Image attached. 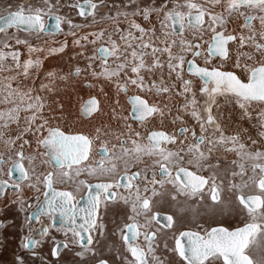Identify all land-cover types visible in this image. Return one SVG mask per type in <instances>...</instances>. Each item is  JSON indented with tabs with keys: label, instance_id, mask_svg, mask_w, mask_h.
Here are the masks:
<instances>
[{
	"label": "flooded vegetation",
	"instance_id": "1",
	"mask_svg": "<svg viewBox=\"0 0 264 264\" xmlns=\"http://www.w3.org/2000/svg\"><path fill=\"white\" fill-rule=\"evenodd\" d=\"M24 1L28 2L29 0ZM53 2L60 5V0H53ZM53 2L46 0L45 6L38 7L36 11L23 10L22 6L7 11L33 14L39 20V28L37 30H26L55 32L53 35L58 37L61 34L59 30L64 18L56 13H46V10L53 6ZM133 4L137 6L134 10L128 6ZM67 5L74 10L76 16L93 17V20L86 27L94 26L100 30L103 29L101 36L97 37L98 42L93 49L106 68L113 65L116 48L103 40L109 41L116 35V40L123 44L122 42L130 40L131 36L142 39L146 34V29L151 31V34L148 33L149 37L155 38L156 33L154 30L159 28V24L167 26L166 29H168L170 37L183 36L190 31L196 33L190 35L188 39V51L190 52L182 62V78L180 81L184 89L190 88L191 78L194 77V79L200 80L197 76L186 72L189 57H193L199 65L231 70L236 74L250 72L255 65L264 63V34H261L258 38L253 36V34H257L255 30L260 33L262 31L261 26L264 25V0H69ZM58 8H61V6H58ZM144 8L150 10H143ZM102 14L103 17L101 18L100 15L102 16ZM150 15H153L157 22L151 27L143 24L145 17ZM52 19H54L56 29L51 31L46 29V23ZM213 24L215 27L210 28ZM206 28L211 30L207 34L203 33ZM214 33L226 38L224 43L225 55L223 56L211 54L208 50ZM146 36L148 37V35ZM64 37H70V35L62 36V38ZM191 37L195 38L190 40ZM146 42L141 40L137 44L143 47ZM252 42L255 48L259 50L257 52L262 53L255 58L259 57L260 59L262 57V61L254 63L244 71L239 68H222L220 64L211 62L216 60L223 62L229 59L234 61L235 57L240 59L242 58L241 54H245L246 49L250 47ZM196 50L198 53L194 54ZM171 54L174 55V51ZM117 59L120 62L125 61V56L119 55ZM203 59H206V62ZM115 66L118 67V64ZM139 71L141 72H139L138 80L141 84L145 86L153 85L145 79L142 70ZM82 72L78 68L72 69L70 76L81 79L84 76V74L82 76ZM123 73H126V71L124 70ZM85 77H89V79L83 80L79 86L84 85L87 88L81 87V89L90 91L93 94L86 96L93 97L96 100L97 108L90 115L84 116L81 114L79 107L78 117L89 119L98 112L103 116L108 112H113L117 106H121L127 110L129 123L142 129L144 138L140 139L141 134L139 131L141 132V129L132 130V134L136 135L135 143L129 140L131 135H120L117 137L115 145L101 144L93 146L94 140L89 133L74 132L72 134L79 135L76 140L82 141L79 138H85L86 153L81 159L68 164L64 163L65 159L62 155H58L62 161L60 164L52 165L47 155V148H50V146L46 148V146L41 145L43 137L40 141V148L45 152L44 156L47 158L46 161L49 162L51 169L47 168L40 174L44 187L41 195L42 197L44 195L48 175L50 185L60 191L58 204L62 213L57 219L59 221L65 219L69 225H65L63 222L53 224L52 216L48 212H40L34 220H30L28 213L41 197L30 207L26 214L27 222L29 221L32 226L36 225L31 231L35 229L38 231V234L32 236V247L29 249L36 246V240L44 239L51 230H57L60 236L50 242V249L55 242L62 243L60 249L72 243L74 249L87 250V254L91 256L87 264H226L222 255L217 251L205 255L201 260L189 261L183 258L178 254L176 247L179 235L182 232L194 234V236L201 238L205 244L208 232L214 226L233 229L251 224L253 229L242 252L246 253L249 264L261 262L262 258L255 256L251 248L253 244L257 249L264 248V168L261 167V165H264V150L257 154L259 159L253 162L252 172L245 173L242 169L237 176L224 175L225 177H215L216 180L212 174L210 176V174L197 170L181 161L179 163L175 161V163L174 159L172 161L170 158L172 150H174L171 144H176L179 137H184L187 133H190L191 136L195 135L193 138L195 144H209L210 138L205 133L195 134L198 129L197 126L183 124L185 127L180 135L177 134V128L172 133L167 129L158 128L166 131L170 138L173 137L174 139L167 144L162 143V141V144L156 145L147 138L150 130H157L147 127H150V121L159 114V102L156 98H153L154 95H147L146 91L134 92L133 90L136 89L135 84H132L127 74H123V76L113 78L112 83H118L117 97L114 100L111 95L106 97L105 94H109L108 92L104 93L99 90L100 84L90 80V77L93 78V76L85 75ZM159 79L163 80L164 78L159 77ZM184 80L187 85L183 83ZM103 83L104 81H101V84ZM148 89L151 93V86ZM153 90L159 95L163 94L161 87L153 88ZM74 94L71 93L68 97L71 99L75 97ZM120 94L125 97H121ZM97 95L101 100L96 98ZM130 95L143 97L148 104L153 106V112L147 115L145 119H132L130 114L131 103L128 100ZM86 96H79L78 99L81 98L80 101L83 102L85 98H88ZM222 96L229 95L219 94L217 97L215 96L210 100L211 107H213L216 99L222 98ZM58 98L61 97H56L57 100ZM207 98L210 99L208 95ZM239 100L251 101L242 100V98ZM56 108V110L61 109L60 103L56 105ZM206 113L205 116L203 114L205 125L210 129L213 126L216 127L211 109L210 112L206 110ZM208 114L211 120L207 122ZM187 127H190V129H187ZM55 129L58 130V128ZM48 130L50 131V129ZM99 132L102 133L103 131L100 130ZM111 132H114V130ZM199 136H201V140L197 141ZM223 139V137H220L218 140ZM25 143H27V140H25ZM22 145L23 143H20L15 152L16 156L10 159L6 171L3 170L6 175H0V180L7 182L11 180L12 182L9 183L17 184L18 189L14 190L17 192L20 190L19 184L28 178H26L27 168L23 164ZM61 149V147L57 148L58 151ZM145 152H153L160 157L149 159L147 158L148 155L144 154ZM2 160L0 158V161ZM16 160L20 161L24 171L23 178L25 179L22 182L14 180L8 173L10 164ZM36 162H38L37 159ZM243 164L248 165L249 163ZM179 168H189L192 172L199 174L203 178L202 184L200 181L191 180L192 185L201 184L197 189L182 184L175 175ZM52 169H56V172H53ZM242 174L245 175L241 176ZM239 195L258 196V206L251 208L249 205L253 203L248 205L242 202ZM27 203L29 204V202ZM83 231H85V234L80 233ZM30 234L28 233L26 239ZM26 239L22 241V244ZM30 253L35 254L32 251ZM261 264H264V262Z\"/></svg>",
	"mask_w": 264,
	"mask_h": 264
},
{
	"label": "rangeland",
	"instance_id": "2",
	"mask_svg": "<svg viewBox=\"0 0 264 264\" xmlns=\"http://www.w3.org/2000/svg\"><path fill=\"white\" fill-rule=\"evenodd\" d=\"M45 1L0 0V14L7 10H15L20 6L24 8L23 10L36 11L38 7L45 6ZM50 1L53 2V0ZM68 1L60 0V5L53 2V6L46 10V13H56L64 18L59 30L61 34L58 37L53 35L55 32L20 30L11 26L0 30V110L7 108V111L10 112L8 108L14 107L12 111H17L16 114L12 115L17 116V120L4 114L2 116L0 113V158L3 159L0 161L1 176L6 175L3 170L6 171L10 159L16 156L15 152L19 139L26 132L25 130L20 131L21 127L22 129H24V126L31 128L33 122L41 117L49 120V124H47L49 127L58 125L57 118L52 117L51 119L48 116L49 110H53L55 102V95L53 94L55 92H63L62 94L65 97H68L71 93H78L82 97L88 94L93 95L90 91L81 89V87L87 88L84 85L79 86L83 80L89 79V77H85V75H88L93 76V78L90 77L91 81L100 84L99 90L101 92L109 93L105 94L106 97L111 95L112 99L116 100L118 83L113 84L112 81L114 77L123 76V74H127L132 84H135L136 89L133 90L134 92L146 91L147 95L157 96L159 114L150 121L149 124L151 125L150 127L147 126L148 128L167 129L172 133L176 130L177 125L187 124L198 127L195 134L205 133L209 136L210 142L207 145L195 144L193 139L195 135L191 136L190 133H187L184 137H179L177 144H171L174 147L170 156L172 161L174 159V162L177 163L180 161L187 163L197 170L210 174V176L212 174L214 179L226 175L237 176L242 169L245 173L252 172L253 162L259 159L257 154L264 150V104L241 101L233 95L222 96L223 99L232 101L224 100L225 102H222L218 100L214 102L211 112L216 127L213 126L210 129L203 122V104H205L203 101L205 98L202 94L197 93L199 83H194L190 88H187V90L194 89L188 92L172 88L176 81H178L176 82L178 85L182 86L180 81L182 78V62L190 52L188 51V39L190 35L196 34L194 31H190L183 36L170 37L169 31L166 29L167 26L159 24V28L154 30L156 33L155 38H150L151 31L146 29V34L143 38L141 37L142 39L131 36L130 40L122 42L123 44H120V41L116 40L117 36L114 35V40H103L116 48L113 65L106 68L93 49L98 42L97 37L101 36L103 29L100 30L94 26L86 27L93 20V17L76 16L74 10L67 5ZM58 6H61V8H58ZM128 6L133 10L137 7L134 4ZM143 10L148 11L150 9L144 8ZM100 17L102 18L103 14ZM143 24L151 27L157 22L153 15H150L145 17ZM213 27H215L214 24L210 28ZM261 27L262 31L260 33L255 30L257 31V34H253L255 38L264 34V25ZM210 28L203 30V33L210 32ZM64 35H70V37L62 38ZM192 38L195 37H191L190 40ZM141 40L147 41L143 47L137 44ZM235 48L237 47L235 46ZM257 50L252 42L250 47L246 49L245 54H241L242 58L240 59L235 57L234 61L229 59L223 62L219 60L211 62L220 64L222 68H239L244 71L254 63L262 61V57L260 59L259 57L255 58L258 54H262L258 53ZM173 51L174 55L171 54ZM119 55L125 56V61L120 62L117 59ZM203 61L206 62V59H203ZM116 64H118V67L115 66ZM76 68L83 71L82 76L83 74L84 76L81 79L70 77V71ZM124 70L126 73H123ZM139 70H142L145 79L153 85L145 86L141 84L138 80L139 72H141ZM238 74H240L242 80L248 79L249 72H239ZM159 77L164 79L160 80ZM101 81H104V83L101 84ZM183 83L187 85L185 80ZM149 86H151V93L148 89ZM72 87H74L73 90ZM156 87H161L162 95L153 90ZM166 90L173 93L178 92V94L176 93L177 100L173 93L168 94ZM193 92H196V94ZM28 98H30L29 101ZM80 100L81 98L75 100L76 109L73 114L77 113V107L82 103ZM184 101L187 104H183ZM28 113L30 119L27 122L26 116H29ZM97 116L95 115L92 117V121H87L84 124L78 119L75 122L73 120H68V122L77 129V132L89 133L94 140L93 146L101 144L115 145L117 137L120 135H131L132 139L129 140L135 143L136 135L132 134V130L141 128L132 126L129 123L126 109L117 106L113 112H108V114L106 113L98 118ZM180 126L177 127V130ZM183 127L185 126L183 125ZM187 129H190V127H187ZM100 130L103 132L100 133ZM112 130L114 132H111ZM13 133L14 135L11 138ZM139 133L141 134L140 139L144 138L142 129ZM4 137L9 139L3 147L2 138ZM220 137L224 139L218 140ZM36 154H38V157L35 156ZM144 154L148 155L147 158L149 159L160 157L153 152H145ZM45 158L44 154L42 155L38 150L30 149L26 152L23 157V164L27 168V181L20 184L18 192L7 191L4 200L1 201L0 198V264H17V257H23V264H87L91 259V256L87 254V250L74 249L72 243L60 249L56 256H52L50 242L60 236L57 230H51L48 236L38 240L36 246L32 249H25L26 247L22 244L28 233L30 234L31 229L35 227L30 225L29 221L27 222L26 214L30 207L42 196L44 187L40 174L47 168L50 169V164ZM36 159L38 162H36ZM243 163L249 164L245 165ZM4 179L8 180L7 178ZM184 201L187 202V200ZM251 249L255 256L262 258L258 264L263 263L264 248L257 249L253 244ZM30 251L35 254L32 255Z\"/></svg>",
	"mask_w": 264,
	"mask_h": 264
},
{
	"label": "water",
	"instance_id": "3",
	"mask_svg": "<svg viewBox=\"0 0 264 264\" xmlns=\"http://www.w3.org/2000/svg\"><path fill=\"white\" fill-rule=\"evenodd\" d=\"M16 26L20 29H32L37 30L39 28V20L33 14L7 11L0 15V28L7 26ZM46 29L55 30L54 19L46 23ZM226 38L220 37L218 34H213V39L209 43L208 50L211 54L225 55V43ZM219 44V46H218ZM196 50L194 54H197ZM186 70L189 73L196 74L203 82L200 87V91L208 89V84L211 82L209 88L210 92L218 91L221 89L232 90L245 98L251 99H263L264 100V63L257 64L251 68L249 77L247 80H242L238 75L231 70H223L218 67H205L195 62L193 57H189ZM128 100L131 103L130 114L135 119H143L153 111V106L148 104L147 101L139 95H130ZM95 106V100L93 97L85 98L80 106L81 114H87ZM210 119V115H207V120ZM184 130L183 126H180L177 133L180 134ZM78 134L65 133L55 128H51L50 131L44 136L42 141L46 145H50L49 150L47 149V155L52 165L60 164L58 155H62L65 159L66 164L81 159L86 153L87 144L85 138H79L76 140ZM147 138L150 139L154 144L159 145L162 141L167 143L170 138L166 131L157 129L150 130L147 134ZM201 140V136L197 138V141ZM61 147V150L57 148ZM47 148V147H46ZM63 163V162H62ZM264 168V165H261ZM9 175L16 181L23 179V168L19 160H16L10 164ZM178 180L184 184L191 186L192 189H197L201 184L203 178L189 168H179L176 173ZM191 180L202 181L200 185H192ZM17 188V184L9 183L5 180H0V196L3 194L4 188ZM45 191L43 197L38 203L32 207L28 213L30 220H34L36 215L40 212H48L52 216V223L63 222L65 225H69L65 219L58 220L61 211L58 204V195L60 191L53 188L49 182V176L46 177ZM239 198L246 204H251V208H255L259 204V197L255 195L241 196ZM64 214V212H63ZM253 225L240 226L233 229H226L223 226H214L208 232L207 241L204 244L201 238L182 232L178 237L177 251L178 254L189 261L201 260L205 255L217 251L222 255V258L226 264H249L246 253L242 252L245 247L246 240L252 231ZM80 233H84L80 232ZM34 234H38L37 229L32 230L30 236L24 241L26 248L32 247V240ZM190 235V236H189ZM61 242H55L50 249L52 256H56L60 247ZM28 248V249H29Z\"/></svg>",
	"mask_w": 264,
	"mask_h": 264
},
{
	"label": "bare ground",
	"instance_id": "4",
	"mask_svg": "<svg viewBox=\"0 0 264 264\" xmlns=\"http://www.w3.org/2000/svg\"><path fill=\"white\" fill-rule=\"evenodd\" d=\"M216 61H218V60H216ZM219 61H221V60H219ZM56 70V69H55ZM187 72V71H186ZM187 73H189V72H187ZM70 74V73H69ZM189 74H191V73H189ZM238 74V73H237ZM71 75V74H70ZM192 75H195V76H197L196 74H193L192 73ZM7 76V75H6ZM238 76H239V78L240 79H242L241 78V76H240V74H238ZM249 76V75H248ZM71 77V76H70ZM200 80H201V78L199 77V76H197ZM22 78V77H21ZM200 80H197L196 78L194 79V77L193 78H191L190 79V81H191V85L190 86H192L194 83H199V86H198V89L201 87V85L203 84V82H202V80L200 81ZM73 81V80H72ZM202 82V83H201ZM58 86H59V84H58ZM71 86V85H70ZM210 86H211V82H209V84H208V89L207 90H204V91H200V89L198 90V93L199 94H202L203 96H204V98L206 99V101H205V104H204V106H203V108H204V116L207 114L206 113V110L207 111H209L210 112V109H211V104H210V100L212 99V98H214L215 96L217 97V95H219V94H222V95H233V96H235V97H237V98H242V100L243 99H246V100H251L250 102L252 103V100H254V102L253 103H256V104H263L264 102H262L261 103V101H264L263 99H251V98H245V97H242V96H240L239 94H237V93H235L234 91H232V90H225V89H221V90H218V91H214V92H210V90H209V88H210ZM60 88H62V86H59ZM75 87V86H74ZM74 87H72V90L74 89ZM57 88V87H56ZM5 91V90H4ZM70 91H71V89H70ZM69 92V91H68ZM209 92H210V95H209ZM63 92H55V94H53V95H55V98H54V100H55V102H54V106H53V110H49V118H51L52 119V117H54V118H57L58 119V125H54L53 127L54 128H58V130H61V131H63V132H68V133H74V132H77L76 130V128L75 127H72L70 124H69V122H68V120H73L74 122L78 119L82 124H84L85 122H87V121H90L91 119H92V117H94L95 115L97 116V118L98 117H100L101 116V114L98 112L97 114H95V115H93V116H91L89 119H82V118H79L78 117V112H79V107L80 106H78L77 107V113L75 114H73V112H75V109H76V106H75V100H79L78 99V97H79V95H78V93L77 94H74L75 95V97H72L71 99L69 98V97H65L64 96V94H62ZM62 94V95H61ZM65 94H66V92H65ZM99 94V93H98ZM216 94V95H215ZM68 95V94H67ZM207 95H208V97H210V99H208L207 98ZM8 96V95H7ZM34 96V95H33ZM120 96L121 97H125L123 94H120ZM30 98H31V95L29 96ZM56 97H61V98H58V100L56 99ZM6 98V97H5ZM21 98V97H20ZM30 98H28V101L30 100ZM96 98H99V100H101L100 99V97H99V95H97V97ZM239 98V99H240ZM22 100H24V99H22ZM95 100V99H94ZM8 101H9V99H8ZM27 101V102H28ZM34 101V100H33ZM32 101V102H33ZM16 102V101H15ZM31 102V101H30ZM58 103H60V105H61V109L60 110H56V105L58 104ZM101 104H102V102H101ZM36 105V104H35ZM10 106V105H9ZM103 106V105H102ZM101 107V106H100ZM1 108V107H0ZM4 108H5V106H4ZM96 108H97V103H96V100H95V106H94V108L91 110V111H89L87 114H83L84 116H88V115H90L92 112H94L95 110H96ZM12 109L14 110V107L13 108H8V110L10 111V112H8L7 111V108H5V109H3L2 108V110H0V113L2 114V116H4V115H6V116H11L10 118L11 119H15V120H17V116L16 117H14V116H12L13 114H16L17 113V111L15 110V111H12ZM16 109V108H15ZM28 109V108H27ZM100 109V108H99ZM101 109H102V107H101ZM105 109V108H104ZM8 112L7 114H6V111ZM36 110V109H35ZM5 112V113H4ZM51 112V113H50ZM153 112V111H152ZM4 114V115H3ZM29 114V113H28ZM21 115V114H20ZM24 115V114H23ZM150 115V114H149ZM25 116V115H24ZM76 116V117H75ZM26 120H27V122H28V119H30V114H29V116H26ZM32 118V117H31ZM132 119H135V118H133L132 117ZM145 119V118H144ZM94 120V119H93ZM135 120H137V119H135ZM211 120V117H210V119L209 120H206L207 122L208 121H210ZM92 121V120H91ZM9 123V122H8ZM47 124H49V120H47V119H45L44 117H41L40 119H37L35 122H33V124H32V127L31 128H26L25 126L23 127L24 129H22V127L19 129L20 131H22V130H25L26 132H25V134H24V136H21L20 137V139H19V144L20 143H23V147H22V149H23V157L25 156V154H26V152H28L30 149H32V150H38V152L39 153H41L42 155L43 154H45V152L43 151V150H41V148H40V141H41V139L44 137V135L47 133V130L48 129H51L52 127H50L49 128V125H47ZM3 126H5V125H3ZM10 127V126H9ZM7 128V127H6ZM79 128H80V126H79ZM19 130H17V131H19ZM49 131V130H48ZM41 133V134H40ZM182 133V132H181ZM180 133V134H181ZM178 134V133H177ZM180 134H178V135H180ZM13 135H14V133L12 134V136H11V138L13 137ZM22 135V134H21ZM20 136V135H19ZM172 138V137H171ZM3 139V142H2V146L4 147V143H6L7 142V140L9 139L8 137L7 138H2ZM25 140H27V143H25ZM169 141H173V140H169ZM168 141V142H169ZM167 142V143H168ZM45 142L44 141H42L41 142V145H44V146H50V145H46V144H44ZM162 143H164V142H162ZM161 143V144H162ZM167 143H164V144H167ZM19 144H18V146L16 147V150L19 148ZM21 147V146H20ZM21 149V150H22ZM48 150H49V148H47ZM38 154H36L35 156H37ZM35 156H34V158H35ZM38 157V156H37ZM46 160H47V158H45ZM9 165V164H8ZM26 169V168H25ZM50 169H51V167H50ZM52 171L53 172H56V169H52ZM24 179L25 178H23L22 180H20V181H18V182H22V181H24ZM28 179V178H27ZM27 179L24 181V182H26L27 181ZM10 182V181H9ZM12 182V181H11ZM21 184V183H20ZM20 184H19V186H20ZM18 189V186H17V188H6L5 190H4V192H3V194L0 196V198H1V201L2 200H4V198H5V196H7V191H14V190H17ZM15 192V191H14ZM42 197V196H41ZM47 213V212H46ZM34 226H36V225H34ZM34 236H35V234H34ZM36 241H38V240H36Z\"/></svg>",
	"mask_w": 264,
	"mask_h": 264
},
{
	"label": "crops",
	"instance_id": "5",
	"mask_svg": "<svg viewBox=\"0 0 264 264\" xmlns=\"http://www.w3.org/2000/svg\"><path fill=\"white\" fill-rule=\"evenodd\" d=\"M241 40H243L242 38H241ZM172 88H175V89H181V90H184L185 92H188L189 90H187V89H184L182 86H180V84L178 85V83H176L175 82V84H173V87ZM171 88V89H172ZM169 90H170V88H168ZM169 90H166L167 91V93L168 94H171V93H173L172 91H169ZM177 94H178V92H176ZM176 93L174 92L173 94H174V96H175V99L177 100V95H176ZM194 94H196L195 92H193ZM195 96V95H194ZM153 97V96H152ZM195 97H197V96H195ZM151 98V97H150ZM153 98H156L157 99V97H153ZM199 98V97H198ZM218 100H220V101H222V102H225V101H232V100H230V99H223V98H218V99H216V101L215 102H217ZM225 100V101H224ZM183 104H187V102H182ZM214 104V103H213ZM179 125H177L175 128H177ZM177 144V143H176ZM180 146H182V145H180Z\"/></svg>",
	"mask_w": 264,
	"mask_h": 264
},
{
	"label": "snow or ice",
	"instance_id": "6",
	"mask_svg": "<svg viewBox=\"0 0 264 264\" xmlns=\"http://www.w3.org/2000/svg\"><path fill=\"white\" fill-rule=\"evenodd\" d=\"M45 231V230H43ZM29 248V246H28ZM28 248H25V249H28ZM17 264H23V257H17Z\"/></svg>",
	"mask_w": 264,
	"mask_h": 264
}]
</instances>
